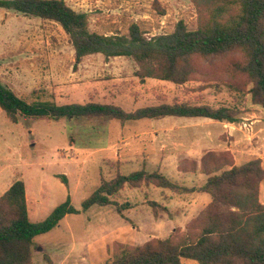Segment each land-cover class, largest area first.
Returning <instances> with one entry per match:
<instances>
[{"label": "rangeland", "instance_id": "obj_1", "mask_svg": "<svg viewBox=\"0 0 264 264\" xmlns=\"http://www.w3.org/2000/svg\"><path fill=\"white\" fill-rule=\"evenodd\" d=\"M64 1L76 11H86L89 29L101 34H127L132 23L146 37L170 33L179 20L189 29L196 26L191 0ZM102 57L82 58L75 65L73 47L56 22L0 8V82L27 102H113L125 111L187 102L230 107L239 122L165 117L121 124L105 117H74L19 118L13 123L0 109V195L16 179L23 180L32 222L44 219L67 197L79 210L35 237L33 264H106L115 242L140 245L168 237L175 227L182 231L210 199L197 193L196 202L191 203L190 195L182 198L166 188L125 185L113 197L122 205V214L114 205L81 210V202L101 180L112 179L117 171L127 174L140 168L158 169L172 180L197 186L203 180L197 173L185 175L187 178L176 176L183 159L198 162L214 151L228 153L241 164L264 154V107L251 102L246 92L250 84L244 92L238 91L235 86L241 87L243 79L220 70L225 57L203 62L207 72L179 85L154 78L139 85L131 58L110 57L106 62ZM84 82L88 86H83ZM192 136L200 141L199 152L187 156L184 142ZM232 144L237 147L234 152L226 150ZM61 175L66 177V185ZM262 182L259 199L264 203ZM150 201L164 203L171 215L160 211L155 218ZM182 263L197 264L185 259Z\"/></svg>", "mask_w": 264, "mask_h": 264}, {"label": "trees", "instance_id": "obj_2", "mask_svg": "<svg viewBox=\"0 0 264 264\" xmlns=\"http://www.w3.org/2000/svg\"><path fill=\"white\" fill-rule=\"evenodd\" d=\"M196 26L189 29L179 20L170 33L144 36L136 23L127 34H101L89 29V14L76 11L64 0H0V8L15 10L43 20L56 22L71 43L75 65L84 56L102 54L129 57L136 65L134 76L183 84L207 72L202 63L225 57L221 71L243 79L238 91L250 94L253 104L264 107V0H191ZM227 58L229 59L227 61ZM209 70V69H207ZM233 84V81L230 82ZM232 86V85H230ZM0 109L13 123L19 118L59 120L74 117H105L121 124L140 119L165 117H202L229 123L239 122L230 107L213 108L187 102L160 103L125 111L113 102L63 103L27 102L0 82ZM204 154L197 162L183 159L178 171L201 173L205 180L186 186L158 169L140 168L129 173L117 171L82 202L81 210L114 205L113 197L125 185L131 188L154 186L175 194H206L210 200L199 215L190 219L184 230L176 227L166 238H155L140 245L115 242L106 264H264V203L259 199L264 167L259 157L236 164L228 153ZM61 182L67 179L60 176ZM155 218L168 208L150 201ZM70 198L56 205L42 220L29 218L25 183L16 179L0 195V264H33L35 237L49 232L67 214L78 213Z\"/></svg>", "mask_w": 264, "mask_h": 264}, {"label": "crops", "instance_id": "obj_3", "mask_svg": "<svg viewBox=\"0 0 264 264\" xmlns=\"http://www.w3.org/2000/svg\"><path fill=\"white\" fill-rule=\"evenodd\" d=\"M93 56L95 57V56H97V58H98V56H103L102 54H99V53H96V54H90V55H87V56H84L83 57V59L84 58H86V61L88 60V59H91V58H93ZM103 58V60L105 61L106 59L104 58V57H102ZM108 61V59L106 60V62ZM79 63H81V62H79ZM81 66V65H80ZM148 80H150L149 78H147V79H145V80H143V81H139V85H145L147 82H148ZM114 81H117V79L115 80L114 79ZM83 84V86H88L87 84H85V82L84 83H82ZM82 84H81V86H82ZM115 84H117V83H115ZM119 84V83H118ZM82 86V87H83ZM104 91V90H103ZM258 118V117H257ZM258 119H256V121H257ZM193 141V142H192ZM200 145V141H198V140H196L195 139V137H189L187 140H185V142H184V148H183V150L185 151V152H187L186 154H187V156H189L190 155V153L191 152H195V151H198L199 152V146ZM237 147L234 145V144H232L231 146H226V150H230L231 152H234V150L236 149ZM259 158H261V160H262V166L264 167V165H263V160H264V154L261 152V153H258V155H257ZM236 163V162H235ZM237 164V163H236ZM176 171V176L177 177H179V178H185L186 176H188V175H193V174H196V173H192V172H181V171H178V169H176L175 170ZM162 172V171H161ZM186 175V176H185ZM197 175H199L200 177H202V182L200 183V184H202L203 182H204V180H205V176L203 175V174H201V173H198L197 172ZM187 178V177H186ZM174 181H176V180H174ZM179 182H182V183H184L186 186H189V187H191V186H193V185H188V184H186V180L185 181H182V180H179ZM263 183V182H262ZM262 183L260 184V187L262 186ZM199 184V185H200ZM11 185V184H10ZM9 185V186H10ZM8 186V187H9ZM198 186V185H197ZM25 190H26V187H25ZM173 193V192H172ZM175 194V193H174ZM195 194H197V192H191V193H187V194H175V195H178L179 197H182L183 198V196H188V195H190V199H191V203H195L196 202V198H197V196L195 195ZM198 194H200V193H198ZM201 194H203V193H201ZM210 200V199H209ZM26 201H27V191H26ZM209 202V201H208ZM208 202H205V204L203 205V208H204V206L208 203ZM163 205H165L164 203H162ZM189 204V203H188ZM191 205V204H190ZM166 207H167V205H165ZM168 208V207H167ZM202 208V209H203ZM201 209V210H202ZM168 210L169 211H171L169 208H168ZM28 214H29V212H28ZM170 215H171V212H170Z\"/></svg>", "mask_w": 264, "mask_h": 264}]
</instances>
